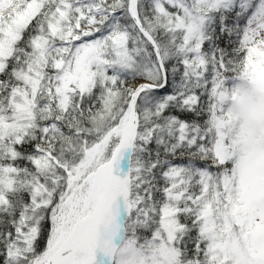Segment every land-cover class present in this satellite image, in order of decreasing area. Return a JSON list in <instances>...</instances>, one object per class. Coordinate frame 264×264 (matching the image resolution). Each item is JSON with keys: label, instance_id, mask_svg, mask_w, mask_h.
Returning a JSON list of instances; mask_svg holds the SVG:
<instances>
[{"label": "snow or ice", "instance_id": "snow-or-ice-1", "mask_svg": "<svg viewBox=\"0 0 264 264\" xmlns=\"http://www.w3.org/2000/svg\"><path fill=\"white\" fill-rule=\"evenodd\" d=\"M0 264H264V0H0Z\"/></svg>", "mask_w": 264, "mask_h": 264}]
</instances>
